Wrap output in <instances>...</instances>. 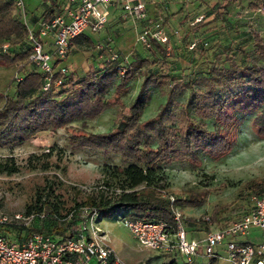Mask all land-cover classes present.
Masks as SVG:
<instances>
[{
  "label": "trees",
  "instance_id": "1",
  "mask_svg": "<svg viewBox=\"0 0 264 264\" xmlns=\"http://www.w3.org/2000/svg\"><path fill=\"white\" fill-rule=\"evenodd\" d=\"M237 1L221 0L218 8L222 11H218V15L226 20L224 12ZM42 4V15L47 19L62 11L57 0H43ZM248 7L264 10V0H250ZM37 16L32 17L34 22ZM202 25L199 23L194 28ZM253 35L254 57L239 62L231 47H226L225 56L218 54L216 60L193 73H184L178 61L169 58L168 44L155 40L151 41L150 48L144 46L152 57L132 51V61L126 62L118 53L117 58L91 66L83 75L76 71L61 73L57 60L53 81L60 79L61 84L56 86L53 82L45 89V73L29 60V29L18 16L15 1L0 0V47L4 43L8 45L5 51L0 49V64L16 66L18 72H23L11 79L12 92L0 94L4 100L0 108V147L24 143L43 134L51 140L61 128L95 119L115 109L112 130L74 131L69 141L72 147L99 152L107 159L117 155L121 162L114 167L116 183L107 179L87 191L82 199L75 198L66 215L57 202L39 197L24 214L35 215L29 225H0V234L18 243L36 233L53 239L77 237L78 228L89 220L93 211L99 213L97 221L101 223L106 213L114 210L121 220L132 217L162 221L174 228V210L178 205L183 208L202 206L204 198L201 196L179 198L166 193L160 172L165 166L182 161L189 162L194 169L199 168L204 155L223 158L236 147L239 130L248 115L252 116L257 136L264 138V37L257 31H253ZM98 44L103 43L83 33L74 39L72 49L86 52L97 49ZM194 44L193 48L197 47ZM103 45L113 47L111 43ZM97 51L100 55L107 52ZM138 79H141L138 92L126 104L131 82ZM154 89L160 91L165 102L155 115L144 119ZM82 192L77 189L76 193ZM263 193L264 178H255L246 183L241 196ZM230 208V204L215 207L212 219L221 223L231 213ZM185 222L189 233L199 222L208 225L203 219L185 217ZM207 259L210 264H217L219 260ZM110 263L114 264V257ZM171 263L177 264L175 260ZM142 264H149V260Z\"/></svg>",
  "mask_w": 264,
  "mask_h": 264
},
{
  "label": "rangeland",
  "instance_id": "2",
  "mask_svg": "<svg viewBox=\"0 0 264 264\" xmlns=\"http://www.w3.org/2000/svg\"><path fill=\"white\" fill-rule=\"evenodd\" d=\"M24 1L30 12L41 9L43 2ZM145 1L155 3L148 20L139 21L129 17L124 19L114 15L113 21H108L100 32L87 30V33L99 43H112L115 51L123 55L126 62H130L133 58L132 51L152 57V53L138 40V36L143 27L161 21L170 36V43L167 45L169 58L178 61L184 73L202 69L209 61L216 60L218 54L225 56L223 52L226 47H231L239 62L250 59L256 55L253 31L264 37V10L250 9V0H238L224 12L226 20L218 15V11H222L218 8L221 0ZM200 17L201 20H198ZM199 23L203 25L195 29ZM194 43L197 47L191 48ZM5 45L6 43L0 47L2 51L6 50ZM108 58V52L100 55L96 48L86 52L72 49L61 65L68 66L71 72L83 75L91 66ZM16 74L23 75V72H18L16 66L0 64V94L13 91L10 84ZM140 84L141 79L131 82L132 89L125 98L126 104L133 100ZM164 102L165 98L160 91L154 89L143 118L155 115ZM3 104L4 100L0 98V108ZM115 112V109H110L95 119L74 122L70 127L59 129L51 140L43 134L24 143L0 147V212L11 216L16 213L25 214L28 207L41 197L57 202L62 214L66 215L75 198L82 199L87 191L103 184L107 179L112 184L116 183L114 167L121 164L119 156L111 155L107 159L99 152L72 147L73 144L69 141L74 131L102 133L112 130L115 127ZM251 117L248 115L244 120L236 147L223 158L214 159L204 155L199 168L194 169L189 162L182 161L167 165L160 172L166 193L179 198L189 195L204 198V204L199 207L183 208L178 205L187 219H203L209 225L199 222L193 226V233H189L190 239L203 238L210 226L213 229L219 228L240 218L251 206V199L257 196H241L244 186L251 179L264 178V138L257 136ZM77 189L83 192L77 194ZM226 204L231 205V213L221 223L215 222L211 217L215 207ZM207 226L209 229L206 231ZM99 227L102 238H105L106 232L108 237L113 238L117 255L125 264H142L148 260L149 264H172L173 260L177 264H210L207 258H197L188 263L184 255L172 257L144 248L123 225L116 210L106 213ZM253 231L261 232L259 229ZM254 235L250 233L247 239H254ZM120 238L123 239L121 245ZM218 249L221 255H226L222 247ZM217 264L225 262L219 259Z\"/></svg>",
  "mask_w": 264,
  "mask_h": 264
},
{
  "label": "built area",
  "instance_id": "3",
  "mask_svg": "<svg viewBox=\"0 0 264 264\" xmlns=\"http://www.w3.org/2000/svg\"><path fill=\"white\" fill-rule=\"evenodd\" d=\"M18 16L29 29L28 40L31 45L30 62L46 75L45 89L54 82L55 62L59 60L58 71L69 73V67L61 65L66 60L79 35L103 30L109 20L106 6L115 0H57L62 12L47 19L37 16L36 22L24 0H14ZM125 18L146 21L147 5L143 0H121ZM200 17L198 20H201ZM178 33V31H176ZM138 40L147 48L152 40L169 44L170 36L161 21L145 26ZM53 49H48V43ZM6 49L8 45H5ZM195 44L192 45L193 48ZM98 50H106L110 59L119 55L109 45L98 44ZM56 86L61 80L54 82ZM174 200V197H171ZM251 206L243 215L225 225L210 230L203 238H189L185 216L176 208L173 228L166 222L150 221L141 218L126 217L123 225L146 249L169 255H184L188 262L197 258L222 259L225 264H264V193L251 199ZM35 215L16 213L8 215L0 212V225L23 223L29 225ZM99 213L93 211L88 221L78 228L77 237L53 239L51 236L36 233L27 240L18 243L10 241L0 234V264H125L115 250L102 238V230L97 221ZM209 221V218L207 219ZM212 223L210 222V225ZM253 229L263 233L258 243L241 241ZM222 247L226 255H221Z\"/></svg>",
  "mask_w": 264,
  "mask_h": 264
},
{
  "label": "crops",
  "instance_id": "4",
  "mask_svg": "<svg viewBox=\"0 0 264 264\" xmlns=\"http://www.w3.org/2000/svg\"><path fill=\"white\" fill-rule=\"evenodd\" d=\"M145 3H146V5H147V9H148V18H150V14H151V10H152V8H153V5L155 4L154 2H151V3H148V2H146L145 0H143ZM41 9L40 8H38V10H36L35 12H30L33 16L35 15H42L43 13H44V6H43V4L41 3ZM61 8V7H60ZM106 8H107V10H108V13H109V22H111V21H113V17H114V15H116V16H119V18H124L125 19V11H124V9H123V7H122V1L121 0H115V1H113L112 3H110V4H108L107 6H106ZM61 10H62V8H61ZM62 12V11H61ZM131 17H129V19H130ZM127 19H128V17H127ZM134 20V19H133ZM148 20V19H147ZM93 38V37H92ZM94 39V38H93ZM95 40V39H94ZM96 41V40H95ZM111 45L113 46V44L111 43ZM48 49H53V44L51 43V42H49L48 43ZM254 230V229H253ZM252 230V231H253ZM250 232V233H252V234H255L254 236H255V238L254 239H252V240H250L249 238L247 239V236L249 235H247V236H245V237H242L240 240L241 241H243V242H248V243H257V242H260L262 239H263V233H262V231L261 232H257V233H254V231L253 232ZM206 233V232H205ZM205 233H204V236H205ZM106 236H105V240H106V242H107V244L108 245H110L114 250H115V252L117 253V250H116V247L113 245V242H114V240H113V238L111 237H108L107 236V232H106V234H105ZM202 238V237H201ZM121 239V238H120ZM122 242H123V239H121L120 240V243H119V245H121L122 244ZM118 245V246H119ZM118 254V253H117Z\"/></svg>",
  "mask_w": 264,
  "mask_h": 264
}]
</instances>
